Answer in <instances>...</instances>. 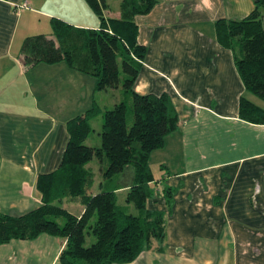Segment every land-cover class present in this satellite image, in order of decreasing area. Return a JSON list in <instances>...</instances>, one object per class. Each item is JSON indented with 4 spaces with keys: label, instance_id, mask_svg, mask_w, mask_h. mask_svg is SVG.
<instances>
[{
    "label": "crops",
    "instance_id": "0c3cea01",
    "mask_svg": "<svg viewBox=\"0 0 264 264\" xmlns=\"http://www.w3.org/2000/svg\"><path fill=\"white\" fill-rule=\"evenodd\" d=\"M107 3L106 15L118 16L119 0ZM252 7L253 0H157L134 16L136 40L146 53L132 89L167 93L177 126L148 156L154 192L145 206L162 213L164 238L123 264H264V124L239 118V98L257 104L255 95L235 68L239 50L220 46L213 26ZM50 18L98 27L85 0H0V212L9 215L40 204L36 180L58 167L67 120L93 104L103 110L118 100V89L96 90L92 75L63 61L23 66V39L50 35ZM106 93L104 102L100 95ZM130 180L126 169L116 195H125ZM63 202L79 204L65 197L58 204ZM81 212L82 206L72 214ZM63 244L46 233L11 239L0 244V264H58Z\"/></svg>",
    "mask_w": 264,
    "mask_h": 264
},
{
    "label": "trees",
    "instance_id": "16d2710c",
    "mask_svg": "<svg viewBox=\"0 0 264 264\" xmlns=\"http://www.w3.org/2000/svg\"><path fill=\"white\" fill-rule=\"evenodd\" d=\"M98 18L97 28H79L50 18L51 34L23 39L20 60L24 67L38 62L63 61L73 70L92 75L95 89H118L110 108L97 104L66 122L67 141L58 167L39 175L40 204L21 214L0 212V244L11 239H33L46 233L63 240L58 264H123L134 260L152 241L164 238L163 215L149 210L146 200L154 192L149 153L162 146L164 136L177 126V115L165 92L139 94L132 85L146 48L136 40L134 16L147 13L157 0H119V15L107 16V0H85ZM218 44L234 52V64L244 89L263 106L240 97L239 118L264 124V0L239 19L218 18L213 23ZM101 114L99 144L86 145L89 120ZM95 158L99 166L98 191L90 192L93 174L86 166ZM130 170L124 204L117 203L118 179ZM166 200L168 188L164 189ZM65 197L77 200L82 212L74 215L58 204ZM131 204L136 214L129 212ZM93 241L85 246L84 237Z\"/></svg>",
    "mask_w": 264,
    "mask_h": 264
},
{
    "label": "rangeland",
    "instance_id": "374dc122",
    "mask_svg": "<svg viewBox=\"0 0 264 264\" xmlns=\"http://www.w3.org/2000/svg\"><path fill=\"white\" fill-rule=\"evenodd\" d=\"M113 1H117V0H110V2ZM111 91L108 92H114V89H108ZM113 90V91H112ZM109 93V94H111ZM104 94V93H103ZM100 95V97H102L104 99V102L109 100V96L107 95V93L105 95ZM256 99V103L260 106H263V102L257 97L255 96ZM91 123V131L87 137V139L85 140V143L89 144V145H98L99 144V135L97 134V131L100 129V117L99 116H95L93 117V120L90 121ZM87 166L95 173L94 175V182L92 185V192H96L97 191V182L100 178V174L98 171V162L95 158H92L88 163ZM123 195L124 192H120L117 195V203H122L123 202ZM156 195V193L154 194ZM62 207H64L65 209H67L69 212L71 213H78L79 212V208H81V206L79 204H67L66 202H63ZM132 214H135L136 211L135 209L130 205V210H129ZM93 241V236L92 234H86V236L84 237V245L87 246L89 245L91 242Z\"/></svg>",
    "mask_w": 264,
    "mask_h": 264
},
{
    "label": "built area",
    "instance_id": "2783aa9c",
    "mask_svg": "<svg viewBox=\"0 0 264 264\" xmlns=\"http://www.w3.org/2000/svg\"><path fill=\"white\" fill-rule=\"evenodd\" d=\"M26 6L25 2H22V4H20V7L24 8Z\"/></svg>",
    "mask_w": 264,
    "mask_h": 264
}]
</instances>
